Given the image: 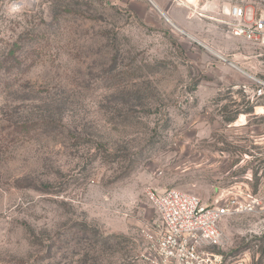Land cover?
<instances>
[{
    "label": "rangeland",
    "instance_id": "1",
    "mask_svg": "<svg viewBox=\"0 0 264 264\" xmlns=\"http://www.w3.org/2000/svg\"><path fill=\"white\" fill-rule=\"evenodd\" d=\"M154 1L174 23L151 0H0V264H165L150 191H264L225 24L254 0ZM220 228L209 252L264 264V214Z\"/></svg>",
    "mask_w": 264,
    "mask_h": 264
},
{
    "label": "built area",
    "instance_id": "2",
    "mask_svg": "<svg viewBox=\"0 0 264 264\" xmlns=\"http://www.w3.org/2000/svg\"><path fill=\"white\" fill-rule=\"evenodd\" d=\"M225 24L231 37L244 41L250 50L244 69L230 61L246 77L240 85L251 114L264 118V0H254L248 6L231 5ZM224 60H227L223 56ZM162 220L163 229L154 242L156 256L165 264H224L222 253H212L208 247L222 239L220 221L239 214H264V191L254 193L247 186H234L212 205L191 193L176 188L161 193L149 192Z\"/></svg>",
    "mask_w": 264,
    "mask_h": 264
},
{
    "label": "bare ground",
    "instance_id": "3",
    "mask_svg": "<svg viewBox=\"0 0 264 264\" xmlns=\"http://www.w3.org/2000/svg\"><path fill=\"white\" fill-rule=\"evenodd\" d=\"M154 1V0H153ZM157 5V4H156ZM158 7V6H157ZM160 9V8H159ZM168 17V16H167ZM169 18V17H168ZM170 19V18H169ZM171 23H172V21H171V19L169 20ZM174 23V22H173ZM174 25V24H173ZM180 29V28H179ZM191 37V36H190ZM207 48L211 51V52H213L214 54H216L217 56H219V57H221V58H224L223 56L224 55H222L221 53H219V51H217V50H215L214 48H211V47H209V46H207ZM240 70H242L241 68H240ZM259 109H260V111H264V107H259Z\"/></svg>",
    "mask_w": 264,
    "mask_h": 264
},
{
    "label": "water",
    "instance_id": "4",
    "mask_svg": "<svg viewBox=\"0 0 264 264\" xmlns=\"http://www.w3.org/2000/svg\"><path fill=\"white\" fill-rule=\"evenodd\" d=\"M151 2H153V4L157 7V5H156V3L153 1V0H151ZM158 9H159V7H157ZM159 10H161V9H159ZM161 12L163 13V15L168 19V20H170L168 17H167V15L161 10ZM181 30V29H180ZM198 41V40H197ZM199 43H201V42H199Z\"/></svg>",
    "mask_w": 264,
    "mask_h": 264
},
{
    "label": "crops",
    "instance_id": "5",
    "mask_svg": "<svg viewBox=\"0 0 264 264\" xmlns=\"http://www.w3.org/2000/svg\"><path fill=\"white\" fill-rule=\"evenodd\" d=\"M155 2V1H154ZM156 3V2H155ZM157 4V3H156ZM157 6H158V4H157ZM160 8V7H159ZM169 17V16H168ZM170 18V17H169ZM172 21V20H171ZM173 22V21H172ZM180 25H182V26H187V24H185V22H181V21H177ZM220 53V52H219Z\"/></svg>",
    "mask_w": 264,
    "mask_h": 264
}]
</instances>
